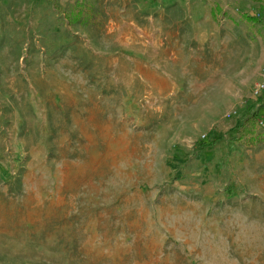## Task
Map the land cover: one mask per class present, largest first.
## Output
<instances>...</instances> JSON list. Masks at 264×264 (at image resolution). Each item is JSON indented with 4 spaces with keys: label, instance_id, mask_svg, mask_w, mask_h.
Instances as JSON below:
<instances>
[{
    "label": "rangeland",
    "instance_id": "rangeland-1",
    "mask_svg": "<svg viewBox=\"0 0 264 264\" xmlns=\"http://www.w3.org/2000/svg\"><path fill=\"white\" fill-rule=\"evenodd\" d=\"M49 2L43 18L34 0L0 31V264H264V177L220 153L201 176L216 114L170 111L157 66L116 56L157 4L85 0L76 23L77 4ZM242 12L264 25V0ZM179 151L192 178L174 169ZM253 155L264 169V144Z\"/></svg>",
    "mask_w": 264,
    "mask_h": 264
},
{
    "label": "crops",
    "instance_id": "crops-1",
    "mask_svg": "<svg viewBox=\"0 0 264 264\" xmlns=\"http://www.w3.org/2000/svg\"><path fill=\"white\" fill-rule=\"evenodd\" d=\"M33 1L0 0V31L3 32L8 20L28 16L33 4L28 3ZM65 1H70L69 7L73 8L82 0H61ZM152 1L153 5L156 3L158 7L151 14L152 24L132 25L131 28L134 29L132 32L139 34V37H134L133 44L131 40L124 44L119 40L117 58H149V63L157 66L156 74L161 82L157 86L160 91L157 95L161 96L162 91L166 90L167 106L171 107L170 111L216 114L206 125L209 132L207 144L228 132L230 137L236 134L239 118L246 115L249 110L253 112L262 107L264 113V100L259 102L252 100L253 85L264 80L263 20L258 23L247 20L243 16L245 13L250 14L249 12H242V15L238 16L239 10L251 6L253 0ZM37 5V19L43 18L44 14L41 11L49 10L51 3L49 0L40 2L37 0ZM87 6L88 2L86 9ZM55 15L56 18H60L58 12ZM91 20L90 16L89 21ZM20 21L14 20L16 24ZM143 33L150 34L140 35ZM139 39L149 41L150 46H147V43L138 46ZM4 52L0 53V57ZM263 144L264 142L248 145L227 139L201 147L202 150L196 158L202 167L200 175L210 177V163L214 160V154L220 153L221 163L228 161L230 164L232 160H238L243 167L242 171L246 173L245 177H254L256 174L264 177V169H256L254 162L251 164L248 162V158L254 157V149L260 148ZM182 155L183 151L173 155L177 161V168L174 169L184 176L190 171L191 163L187 165L189 156ZM180 164L182 167L178 168ZM230 166L232 168L233 165ZM187 175L188 178H192L193 174L190 172ZM248 179L253 180L250 177ZM250 180H246V184H250ZM204 181L202 179L201 183ZM190 188L192 187L187 189L189 192ZM232 188L234 191L239 190L235 189V186ZM246 191L254 196L256 190L250 188ZM184 200L188 201L186 198ZM262 200L264 201V198Z\"/></svg>",
    "mask_w": 264,
    "mask_h": 264
},
{
    "label": "trees",
    "instance_id": "trees-1",
    "mask_svg": "<svg viewBox=\"0 0 264 264\" xmlns=\"http://www.w3.org/2000/svg\"><path fill=\"white\" fill-rule=\"evenodd\" d=\"M85 0H82L81 2L77 3V7L80 9L79 12L75 15V17L70 21L72 22H80L85 23V19L87 20L86 16L84 14V5ZM244 17L252 22L258 23L263 20L262 14H248L245 13ZM262 108L257 109L255 112H253L251 115H249L238 127H237V134L231 136L230 140L232 141H244L250 145H254L258 142L264 141V136L255 134V123L256 119L259 115L262 114ZM251 135V136H248ZM227 139V137L224 135L221 138L213 140L210 144L203 143L201 146L206 147L211 144H215L218 140H224Z\"/></svg>",
    "mask_w": 264,
    "mask_h": 264
},
{
    "label": "built area",
    "instance_id": "built-area-1",
    "mask_svg": "<svg viewBox=\"0 0 264 264\" xmlns=\"http://www.w3.org/2000/svg\"><path fill=\"white\" fill-rule=\"evenodd\" d=\"M253 93L255 96H260L262 95V93H264V80L257 84L256 88H254ZM261 123H264V121H261ZM204 138H205V135H204Z\"/></svg>",
    "mask_w": 264,
    "mask_h": 264
}]
</instances>
